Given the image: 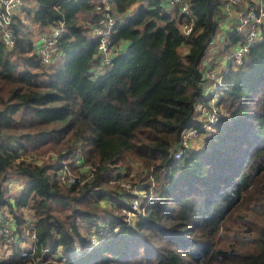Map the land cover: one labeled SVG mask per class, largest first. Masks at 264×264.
I'll return each mask as SVG.
<instances>
[{
    "label": "clouds",
    "instance_id": "9594fccd",
    "mask_svg": "<svg viewBox=\"0 0 264 264\" xmlns=\"http://www.w3.org/2000/svg\"><path fill=\"white\" fill-rule=\"evenodd\" d=\"M174 256L264 264V0H0V264Z\"/></svg>",
    "mask_w": 264,
    "mask_h": 264
},
{
    "label": "trees",
    "instance_id": "16d2710c",
    "mask_svg": "<svg viewBox=\"0 0 264 264\" xmlns=\"http://www.w3.org/2000/svg\"><path fill=\"white\" fill-rule=\"evenodd\" d=\"M241 125L243 122H239ZM229 135H231V130H229ZM210 159L214 162V167L217 169L218 173H223L227 168L230 166V163L228 161H225L218 153H213L210 156ZM186 178H192L191 173H185ZM201 183H205L209 185L210 192L213 190V184H214V176L212 174L209 175V178L205 181H201ZM169 264H181V258L178 256H174L170 258Z\"/></svg>",
    "mask_w": 264,
    "mask_h": 264
}]
</instances>
